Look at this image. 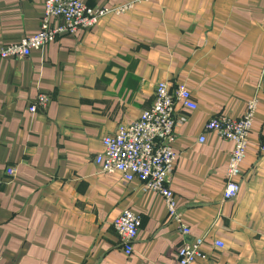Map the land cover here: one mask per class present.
Returning a JSON list of instances; mask_svg holds the SVG:
<instances>
[{"label": "crops", "instance_id": "1", "mask_svg": "<svg viewBox=\"0 0 264 264\" xmlns=\"http://www.w3.org/2000/svg\"><path fill=\"white\" fill-rule=\"evenodd\" d=\"M43 1L0 0V46L39 31ZM82 1L116 8L136 0ZM160 82L186 85L198 105L175 106L186 121L175 130L171 189L186 237L160 196L95 164L103 138L148 110ZM41 94L48 106L31 113ZM251 100L240 195L225 201L234 145L205 125L241 117ZM263 143L264 0L137 3L27 58L1 61V264H177L180 245L198 237L207 258L195 264H264ZM127 209L142 221L131 257L114 228Z\"/></svg>", "mask_w": 264, "mask_h": 264}, {"label": "built area", "instance_id": "2", "mask_svg": "<svg viewBox=\"0 0 264 264\" xmlns=\"http://www.w3.org/2000/svg\"><path fill=\"white\" fill-rule=\"evenodd\" d=\"M160 0L130 1L116 8L89 7L82 0H44L43 16L40 29L34 35L18 42L0 46V62L11 59H23L35 51L43 50L61 35H73L79 29H88L111 15H119L134 9L137 3H147ZM57 21L58 24H54ZM49 97L41 94L36 104L30 107L31 113L38 108H46ZM180 104L184 109L195 111L198 108L191 90L179 84L172 88L166 82L157 84L153 105L144 111L140 117L128 125H121L115 134L102 140V151L97 154L95 164L103 174H120L126 182H138L144 193H154L165 202L168 215L172 222L178 225L183 236L190 234V228L183 220V214L178 209V201L171 189L178 154L175 151L176 128L186 119L176 115L175 106ZM257 109V101L251 100L243 115L237 119L227 116H216L205 125L207 132L215 133L223 140L230 141L234 147L229 155L223 199L235 201L241 191V164L246 156L249 135L252 129ZM206 138L200 137L199 143ZM264 152V143L261 146ZM10 175L15 174L9 169ZM142 225L141 217L132 209H127L114 221L124 253L131 257L134 253L139 231ZM204 237L184 242L177 250V264H195L206 259L204 252ZM215 247L223 248L221 242ZM3 254L0 250V264Z\"/></svg>", "mask_w": 264, "mask_h": 264}]
</instances>
